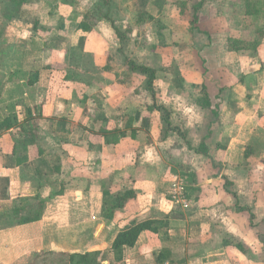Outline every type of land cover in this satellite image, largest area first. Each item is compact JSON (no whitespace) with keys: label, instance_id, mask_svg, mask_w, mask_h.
Segmentation results:
<instances>
[{"label":"crops","instance_id":"obj_1","mask_svg":"<svg viewBox=\"0 0 264 264\" xmlns=\"http://www.w3.org/2000/svg\"><path fill=\"white\" fill-rule=\"evenodd\" d=\"M66 1L24 0L16 14L0 0V217L46 201L40 221L0 223V264H60L65 254L95 252L98 264H264V111L240 109L241 97H219L210 100L220 104L219 113L210 111L215 127L199 145L184 130L162 133L158 111L148 110L159 102L152 97L145 106L143 97L124 94L125 69L114 76L109 59L120 42L112 14L85 32L82 5ZM74 53L91 57L105 80L67 77L82 70L70 63ZM9 120L36 128L40 144L15 153L19 136L6 130ZM105 132L119 139L106 142ZM201 144L206 155L195 151ZM178 177L186 181V204L171 198ZM62 181L64 194L50 198ZM104 188L136 197L107 220ZM145 221L165 226L143 232L118 261V234Z\"/></svg>","mask_w":264,"mask_h":264},{"label":"rangeland","instance_id":"obj_2","mask_svg":"<svg viewBox=\"0 0 264 264\" xmlns=\"http://www.w3.org/2000/svg\"><path fill=\"white\" fill-rule=\"evenodd\" d=\"M28 1L35 4L39 0ZM67 1L81 4L86 14L93 13L91 6L101 7L97 12L100 16L112 14L127 38L126 55L157 70L155 100L171 112L173 124L190 133L196 145L207 130L215 127L217 120L210 111L220 110V104L201 110L200 102L207 97H241L240 109L264 111L258 106L264 99V0H107L106 6L102 0ZM1 2L6 11L13 5L10 0ZM122 3L128 4L127 10ZM196 16L198 20L194 21ZM170 21L172 31L168 30ZM116 56L114 69L118 72L114 76L119 78L124 66ZM91 60L76 53L70 57V63L82 69V76L91 74L105 80ZM128 74L124 94L143 97L145 106L151 103L145 76ZM233 109L230 104V111ZM157 117L162 129L160 112ZM263 236L259 238L264 244Z\"/></svg>","mask_w":264,"mask_h":264},{"label":"trees","instance_id":"obj_3","mask_svg":"<svg viewBox=\"0 0 264 264\" xmlns=\"http://www.w3.org/2000/svg\"><path fill=\"white\" fill-rule=\"evenodd\" d=\"M10 1L13 4L10 8L11 9L13 8L17 14L18 8L24 3V0H10ZM101 3L103 6L108 5L107 0H102ZM99 8L101 9V7ZM99 8H96L93 11V13L86 14L84 16L82 23L79 25L80 29H82L85 32H92L95 26V23L96 21H98V19L107 20V21L110 20L109 19L110 16L108 13L104 14L103 16H100L97 14V12H99L100 10ZM101 11L102 10H100V12ZM14 15L15 14L11 15L10 18H12V16ZM197 20H198V17L196 16L194 21H197ZM89 21L92 23H90ZM109 22L113 30L115 31L116 37L118 38L120 42V47L117 49L116 54L119 55L120 58L122 59V66H124V69L126 72L136 73V74L145 76L146 78L145 88L147 92H149L155 100L156 98L155 81L158 78L157 70H155L154 68L148 67L146 65H140L136 63L135 61H133L132 59H130L126 55V52L124 49L125 42L127 40L126 36L123 34L122 30L113 23V21L110 20ZM116 54L114 55L113 58L110 57L109 61L115 62V57L117 58ZM108 65H110V63H108ZM105 69L106 71H108L111 68L107 66ZM67 77L72 78V79L74 77L75 79L81 80V81H85L84 79L88 78L76 72L73 73V76L69 74ZM200 106L203 109H211L212 104H211L210 99L207 97L203 102H200ZM148 110L151 112L158 111L161 113V120L164 125L162 128V133L168 134V132L170 131H177L180 136H184V133L180 129H178L177 127H174L171 121V112L166 107H164L163 105H158L157 103H154L153 106L148 107ZM12 124H14L13 121L9 120L8 123L5 125V128L6 130L10 128H13V129L15 128L14 130H16L19 136L18 140L16 141L15 153H20V155L23 153L25 154L28 152L27 150L30 146H35V145L40 144V136L36 128L32 129L28 126H25L24 123L17 124V125H12ZM131 124H132V120L129 121L128 125L131 126ZM132 134H135V132L132 131ZM101 135L104 136L106 142H110L111 140L117 141L119 139L117 134H113L112 135L113 137H109L108 136L109 134H107V132ZM189 146L190 148H192L191 144H189ZM252 150L253 148L249 147V149L246 151L247 158L250 156L251 154L250 151ZM195 151L197 153L204 154V155L208 153V149L204 144H201L199 149ZM42 153L43 152H40V154ZM25 159H27V156L25 157ZM60 172H61V167L56 166V174L57 173L59 174ZM65 190H66V183L64 181L56 184V190L52 192V195L50 196V198L63 195ZM103 195H104V198L106 199L105 207H104V217L107 220H113L117 210L123 209L130 200L136 197V194L133 190H124L116 194H112L110 190H107L105 188L103 189ZM187 196L189 197L188 190H186L185 198H187ZM45 206H46V201L38 197L31 206L26 207L23 210L22 209L14 210L12 213H9L7 215L0 217V223L2 222L8 223L9 221L10 222L15 221L16 224L21 225V224H28V223L40 221L43 217ZM239 212H249L251 214V219H254V215L250 212L248 208L241 207L239 208ZM164 226H165V223L163 221H145L141 223H134L130 228L119 233L112 246V252L116 255V259L118 261L121 260L123 258V252L125 248L134 247L137 244L138 239L143 232L151 231V232L159 234L161 233V230L164 229ZM46 255L47 254H42L40 255V257L41 256L44 257ZM50 255H53V254H50ZM99 256H100L99 252L87 253V254H67V255L65 254L61 257L62 260H60L59 263L60 264H98ZM50 262L51 261L49 260V262L47 263V260H46L43 264H50ZM158 263H160L159 259H158ZM32 264H39V263H37L36 261V263H32ZM52 264L54 263L52 262Z\"/></svg>","mask_w":264,"mask_h":264},{"label":"built area","instance_id":"obj_4","mask_svg":"<svg viewBox=\"0 0 264 264\" xmlns=\"http://www.w3.org/2000/svg\"><path fill=\"white\" fill-rule=\"evenodd\" d=\"M186 181L183 177H178L174 181L172 185V193H171V198L172 201L175 203H183L186 204L187 200L185 199V194H186Z\"/></svg>","mask_w":264,"mask_h":264}]
</instances>
